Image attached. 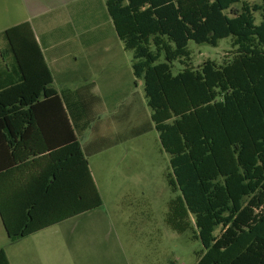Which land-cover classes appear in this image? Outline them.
<instances>
[{
  "label": "trees",
  "instance_id": "obj_1",
  "mask_svg": "<svg viewBox=\"0 0 264 264\" xmlns=\"http://www.w3.org/2000/svg\"><path fill=\"white\" fill-rule=\"evenodd\" d=\"M107 8L170 156L168 226L201 242L196 264H264V0H107ZM227 38L231 57L192 65L190 42L218 47ZM80 91L84 106L64 92V109L30 23L0 33V213L13 242L103 206L79 138L91 104L89 88ZM50 100L71 129L37 160L45 153L23 143ZM152 128L101 138L93 153ZM0 264H11L4 249Z\"/></svg>",
  "mask_w": 264,
  "mask_h": 264
},
{
  "label": "rangeland",
  "instance_id": "obj_2",
  "mask_svg": "<svg viewBox=\"0 0 264 264\" xmlns=\"http://www.w3.org/2000/svg\"><path fill=\"white\" fill-rule=\"evenodd\" d=\"M2 1L8 4V9L16 7L15 0H0V31L15 22L3 13ZM246 1L261 3V0ZM21 15L28 18L25 4ZM256 18L260 24V14ZM120 45L124 50L123 43ZM189 48L194 67L207 60L221 63L232 56L230 38L221 40L218 47L190 42ZM119 60L125 68L126 83L122 85L125 96H107L106 102L90 100L84 117L90 126L82 134V142L87 145L101 137L122 136L148 124L153 126L152 130L140 137H130L117 148L90 159L104 199L99 210L16 243H11L0 229V250L6 251L11 264L197 263V252L203 249L201 242L192 239V232L178 234L167 224L169 203L176 197L167 182V174L172 171L170 156L163 150L152 121L144 81L133 75V52L122 51ZM62 82V75L57 74V88L69 94L72 101L81 100L84 106L81 83ZM95 89L89 88L93 97ZM130 104L132 115L119 120L123 113L120 111ZM221 232L220 228L216 235Z\"/></svg>",
  "mask_w": 264,
  "mask_h": 264
},
{
  "label": "crops",
  "instance_id": "obj_3",
  "mask_svg": "<svg viewBox=\"0 0 264 264\" xmlns=\"http://www.w3.org/2000/svg\"><path fill=\"white\" fill-rule=\"evenodd\" d=\"M15 4V9H8V4L4 1L1 2L3 13L7 17L11 16L12 21L14 20L15 22L0 31V33L24 22L31 24L36 39L45 55L46 62L53 74L54 86L58 94L61 95L59 97L62 99L64 109H66V105L62 94L64 95L65 91L57 88V74L62 75L64 84L79 81L82 89L90 88L91 86L95 87V97L89 91L88 101L94 99L95 102H106L107 96H118L120 98L125 96L122 91V85L126 83L124 80L125 68L123 62L119 60V56L122 51L128 50L118 36L107 8V0H15ZM24 4L28 12V18L25 19L21 15ZM120 42L123 43L124 50ZM133 75L135 76L134 69ZM41 101H44V99ZM132 111L133 104H130L123 111H120L123 113H120L119 120H123L126 117L129 118L132 115ZM33 117V125L27 132V138L23 144L26 145L27 150L44 152L43 156H39L41 158L36 157L37 160H42L44 156L49 155L48 152L50 150L65 144L67 138H69L71 119L69 113L65 116V112L61 111L59 103L53 102V100L47 101L44 106H39ZM79 138L84 150L91 152L89 163L91 158L119 146L111 147L99 153H93L96 147L94 144L97 140L112 137H101L87 145L83 144L80 136ZM33 159L35 158H30V160ZM90 170L92 172L91 164ZM94 181L97 185L95 178ZM96 210L82 215L93 213ZM82 215L63 221L38 233ZM0 229H2L11 243H16L38 234L35 233L15 242L11 241L1 213Z\"/></svg>",
  "mask_w": 264,
  "mask_h": 264
}]
</instances>
